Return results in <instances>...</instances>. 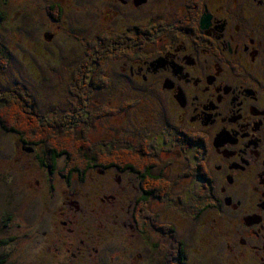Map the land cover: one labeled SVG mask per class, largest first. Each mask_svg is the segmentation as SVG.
<instances>
[{
	"label": "flooded vegetation",
	"instance_id": "af4514ba",
	"mask_svg": "<svg viewBox=\"0 0 264 264\" xmlns=\"http://www.w3.org/2000/svg\"><path fill=\"white\" fill-rule=\"evenodd\" d=\"M122 5L145 10L140 21L131 13L128 30L113 33L120 38L117 44L131 47L121 57L126 61L124 70L144 93H134L128 101L116 98L122 110L99 119L110 116L117 122L123 111L122 124L128 125L122 140L127 145L120 142L118 131L104 132L101 140L91 138L95 148L89 145L84 156L79 151L76 158L72 152L59 154L54 158L58 169L50 171L41 165L40 146L20 140L24 147L30 146L23 160L34 171L29 172L26 186L42 193L37 187L44 182L35 176L50 180V203L44 205L47 215L58 221L45 233L46 238L52 236L48 250L54 247L62 252L78 242L82 247L75 248L77 252L83 248L100 255L104 246H110L123 257L135 255L138 263L140 256L148 255L141 264H167L173 243L166 235L173 237L174 231L163 225L150 229L148 222L151 216L164 222L173 219L156 207L164 204L159 195L170 185L163 156L183 157L184 168L176 178L188 179L192 193L201 187L210 196L199 200L198 206H187L193 212L211 213L214 223L230 219L240 228L231 231L227 251L213 245L208 253H195L194 262L224 264L230 259L231 264H264V0H122ZM132 19L135 22L130 23ZM93 83L91 78L86 87L92 88ZM74 158L80 160V169L67 175ZM151 178L158 179L153 186L148 182ZM124 197H129L127 207ZM143 205L146 213L139 218L137 211ZM116 210L126 211L130 222V239H125L131 241L130 253L103 240V230L109 219L117 217ZM198 216L194 213L193 219ZM89 221L97 225L94 232L88 228ZM115 238H122L117 230L109 239ZM182 247L174 261L191 264L186 253L182 258Z\"/></svg>",
	"mask_w": 264,
	"mask_h": 264
},
{
	"label": "rangeland",
	"instance_id": "374dc122",
	"mask_svg": "<svg viewBox=\"0 0 264 264\" xmlns=\"http://www.w3.org/2000/svg\"><path fill=\"white\" fill-rule=\"evenodd\" d=\"M54 4L59 6L61 12L59 17H57L56 10L50 9ZM142 12L145 10L133 11V7L122 5V0H0L1 101L10 98L12 108L13 105L16 106L19 103L22 110L32 111L34 108L39 116L38 120L48 126L50 133L46 138L49 142L45 143L50 145L47 147L51 150L66 149L69 147L67 138L72 137V145L75 144L80 149L85 148L89 151L91 146L95 148V145L90 142L91 138L95 141L97 138L100 139L104 132L113 134V130L119 132V140L123 141L122 138L127 136L124 132H127L128 125L127 123L122 124L123 111L116 118L117 122L109 118L114 112L117 113L123 108V104H118L116 98L121 100L127 98L128 101L134 93H144V91L139 90L140 84L129 79L130 74L128 70H124L126 61L121 59L124 55L120 53L121 51L106 62L103 68L101 67L102 69L96 66V61H94L96 59L91 57L101 51L104 46L107 51L110 45L112 48L111 42L108 40L103 42L98 40V37L128 30L127 19L130 18L131 13H136L135 21H140L143 16ZM137 15L140 17L138 18ZM135 21L132 19L130 23ZM134 39L137 38L134 37ZM94 41L97 45L94 46L93 51L89 50L86 59L91 58L92 61L87 64L90 65L89 76L82 78L86 80L85 90L78 94L75 85L72 87L73 82L70 78L77 72V65H80L86 57L89 42ZM104 53L103 51L101 54ZM94 73L98 82L94 85L95 87L88 88L86 86L90 85L91 78L94 79L92 77ZM0 111L1 114L4 112ZM85 112L88 113L83 119ZM108 113L111 115L99 119L100 116ZM90 118H92L91 121H89ZM79 120L82 122H78ZM71 121L76 122L72 128H69ZM63 130L69 133L67 138L62 136ZM58 136L60 140L57 139ZM20 140L21 137L16 132L2 127L0 123V264L138 263L135 255L127 254L123 257L115 251L116 248H113L121 245L130 253L131 241L125 240L130 239L128 235L131 232L126 211L116 210L117 217L112 221L109 219L107 228L103 230V240L107 243L113 242L116 245L112 247L113 249H110V246L106 249L104 246L100 255L93 254L94 257L92 252H89L90 249L86 251L82 248L77 252L76 249L82 247L78 242H74V248L66 246L62 252L57 253L54 247L48 250L53 245L49 242L52 236L46 238L45 233L51 230L49 226L58 221L55 216L47 215L44 205V202L50 203V180L46 181L35 176L36 179L44 182L37 187L42 188V193H33L30 188H34L30 184L26 186L25 182L29 172L34 171L29 163L26 164V160H23L30 146L24 147ZM123 144L127 145L125 141ZM21 145L23 149L20 148ZM53 145L59 148H54ZM137 147L135 145L133 148ZM163 159L162 165H165V176L168 177L170 185L166 184L167 192H163L164 195L159 197L160 200L165 201L164 204L159 202L156 207L162 210L168 219H172L170 215L171 217L173 215V219L164 222L151 216L148 227L151 229L163 225L165 226L163 228L167 227L166 230L171 231L172 229L173 237L168 233L165 234L167 241L172 240V243L175 240L182 241L191 264H196L193 260L196 257L195 253H208L207 250L213 245L214 249L219 246L221 252L227 251V245L230 242L229 235L231 231H238L239 225H234V221L230 219L227 223L219 221L214 223L213 220L216 217L211 213L209 216L202 211L193 212L187 204L194 203L198 206L199 200L203 202L210 196L201 192V187H198L197 191L194 188L192 193L188 179L176 178L184 168L185 159L183 157L172 159L163 156ZM58 167L56 165L57 169ZM52 181L55 185L54 180ZM82 185L85 189L89 187V184L85 182ZM167 196L172 199L166 198ZM124 198H127L123 203L127 207L130 203L129 197ZM52 203H56L55 199ZM141 210L137 211L139 218L146 213L145 206ZM218 211L215 213L216 216L219 215ZM194 213L199 214L195 219H193ZM152 214L151 210L148 211V215ZM88 225L89 230L94 232L95 227L93 226L97 225L91 221ZM115 230L122 235L123 239H109ZM169 237L171 239H168ZM70 250L76 256L69 254ZM140 257L138 264L146 261L148 255ZM228 260L230 259H227L224 264H231V260Z\"/></svg>",
	"mask_w": 264,
	"mask_h": 264
},
{
	"label": "trees",
	"instance_id": "16d2710c",
	"mask_svg": "<svg viewBox=\"0 0 264 264\" xmlns=\"http://www.w3.org/2000/svg\"><path fill=\"white\" fill-rule=\"evenodd\" d=\"M50 9L56 10L57 11V17L60 16L61 12L59 10V6L58 5H52L50 7ZM98 40H101L103 42H106V40H108L109 42H111L112 44V48L111 45L109 46L110 49L109 51L106 50L105 46L102 48L101 51L96 52V54H94L91 58H95L96 61V66L98 65L100 67V69L103 68V65L108 62L111 58H113L114 56L117 55V53H119L120 51L122 53H128V50L131 49V47H128L126 45V43H124V47L120 46V43L117 44L116 41L118 38L116 35H111V34H105L102 35L101 38H97ZM116 43V44H115ZM85 44V43H84ZM97 45V42H89L88 44V49L86 50V57L84 58L83 62L80 63V65H77V72L74 73L72 75V87L75 85L76 91L78 92V94L82 93L84 85L86 84V80H83V77H88V72L89 71V66L87 64H89L90 62H92L90 59L86 60L88 58L89 55V50L93 51L94 46ZM118 47V48H116ZM116 49L120 50L119 52L116 51ZM96 50V49H95ZM94 50V51H95ZM105 52L104 54H101L102 52ZM108 52V53H106ZM131 53V52H130ZM101 57V59H100ZM86 60V61H85ZM102 67V68H101ZM87 73V74H86ZM94 78H96V74L94 73L93 76ZM93 86L96 85V81L95 79H93ZM95 87V86H94ZM11 102L12 100L10 98H6L5 101H1L0 99V110L4 111V115L3 113L1 114L0 111V123L2 124V127H5L7 129H9L10 131H14L16 132V134L21 137L22 141L25 144H29V145H39L40 146V150H41V156H40V162L41 165H43L44 167H47L48 169H50V171H55L56 169V163L54 162V158L56 159V157L61 154L62 152L67 151L68 153L72 152V156H74L75 158L77 157V155H75V153H77L78 151L84 156L85 154V148H79L76 149L75 148V144H71L72 142V137H68L69 135L68 132L64 131L63 135L64 137H66L69 141V147H67L66 149L57 151V152H52V150L47 147L50 145H46L45 142H49L47 140L46 137H48V134L50 133V131L48 130V126L47 124H44L42 121L38 120V115L36 114L37 111L33 108L32 111L29 110H22L21 109V105L20 103L17 104L16 106L13 105V108L11 106ZM55 135V134H54ZM51 136V134H50ZM59 136H58V138ZM54 148H59L58 146H54ZM50 153H52L50 155ZM50 158L52 159V162H50ZM74 158V162H72V164L69 163V165L67 166V172H65L67 175L72 174V172L79 170V166H80V160L79 159H75ZM79 161V162H78ZM64 173V172H62ZM158 179H148V182H152V186H153V182L156 181ZM169 185V184H168ZM158 188V187H157ZM168 190V189H167ZM167 192V191H166ZM158 197V195H157ZM160 197V195H159ZM143 225H141L140 227L142 228ZM157 228H160L159 226H157ZM167 228V227H166ZM165 229V228H164ZM183 245V243H182ZM181 242L175 240L173 242V245L171 246V248L168 250L167 256H166V260H167V264H176V262L174 261V258L176 256V254L178 253V249L180 248V246L182 247ZM182 258H184L185 256V248L182 247ZM184 263V260H183Z\"/></svg>",
	"mask_w": 264,
	"mask_h": 264
}]
</instances>
